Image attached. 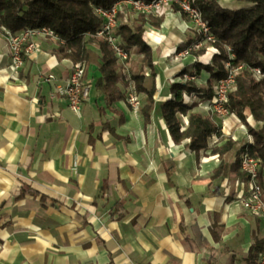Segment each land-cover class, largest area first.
Masks as SVG:
<instances>
[{"label":"crops","instance_id":"crops-1","mask_svg":"<svg viewBox=\"0 0 264 264\" xmlns=\"http://www.w3.org/2000/svg\"><path fill=\"white\" fill-rule=\"evenodd\" d=\"M190 27L172 13L143 36L155 100L172 96L181 66L168 56ZM39 42L12 74L0 31V264H257L259 219L236 200V179H212L220 157L211 147L248 141L240 120L214 117L224 138L194 151L189 139L172 140L163 118L145 121L124 98L106 105L91 83L75 112L43 80L65 79L73 61L52 52L53 39ZM192 102L207 115L206 99Z\"/></svg>","mask_w":264,"mask_h":264},{"label":"trees","instance_id":"trees-1","mask_svg":"<svg viewBox=\"0 0 264 264\" xmlns=\"http://www.w3.org/2000/svg\"><path fill=\"white\" fill-rule=\"evenodd\" d=\"M116 0H0V31L12 33L25 28L46 26L58 36L52 52L83 64L84 84L91 83L105 104L111 105L126 96L127 87L132 84L144 99L139 112L145 121L152 114L164 119L172 140L178 143L189 139L188 147L194 151L210 147L211 138L223 139L219 124L211 115L193 111L194 104H183V93H195L202 99H210L212 83L228 74L230 66L240 69L234 75V84L227 92L226 108L240 121L251 116L258 122L257 128L248 126L252 142L236 144L231 138L211 147L218 154L220 163L212 173V179H237L245 177L240 168L241 155L259 159L264 170V78H255L252 69L264 73V0H246L249 4L239 8L221 6L216 0H191L210 26L213 38L210 45L220 49L209 64L193 62L182 71L189 70L199 75L201 69L210 73L205 86H198L193 80L173 82L172 96L164 101L155 100L157 69L153 63L150 46L143 39L146 22L159 27L162 18L141 15L134 19L131 12L118 11L117 24L111 35L118 46L127 53L121 60L105 34L97 32L104 24V18L95 8L108 9ZM148 2L150 0H143ZM191 39L181 44L186 46ZM92 45L96 47L93 48ZM226 47L230 48L233 57ZM199 49L192 52L200 55ZM187 115V125L182 129L181 116ZM234 155L233 161L230 157ZM264 200V192H263ZM264 247V238L260 250Z\"/></svg>","mask_w":264,"mask_h":264},{"label":"built area","instance_id":"built-area-1","mask_svg":"<svg viewBox=\"0 0 264 264\" xmlns=\"http://www.w3.org/2000/svg\"><path fill=\"white\" fill-rule=\"evenodd\" d=\"M165 1H170V0H163L160 1L158 4H163ZM123 4H130L132 7H146V13H152L156 16L165 15L168 11H170V10H166L164 12L151 11L150 2L138 3L137 1L123 0L121 3H119V5H112L109 8V11H103L105 12V21L102 28L98 32L100 34H105L107 36V39H111V41H114L115 43H116V39L114 36L111 35V31L113 29L112 16L113 14L118 13L119 8ZM184 10L186 11V13L192 14L193 21H197L196 16L193 14V11L190 9V7H185ZM197 26H199V30L207 31L205 27H203V25L200 24L199 22H197ZM43 29H47L48 38L53 39V36H56L55 33L53 31H49L47 27ZM1 32L6 37L8 47L13 50V62L11 65H9V68L11 73L15 74L23 66L25 60V54H32L33 56H35L40 51V42H39L40 38L38 37V29L25 28L23 29V31L12 33L7 29L2 28ZM208 37H212V35L209 32H208ZM116 45L118 46L117 43ZM200 46L201 44L197 46H190V44H188L184 48L179 49V54L191 52L192 50ZM118 50H121V55L125 57V54H122V49L119 46H118ZM231 57H233V54ZM77 63L78 62H76V68H71L68 76L65 79H62L61 81H55V76L51 73L43 77L44 81L54 84V90H53L54 93L58 94V85L66 86V91L68 92V100H67L68 106L70 109H72L75 112H79V98H81V97H77L76 81L79 78L80 73L83 72V70H77ZM255 71L258 72L257 69H255ZM234 75H235V68H231L228 70V74L226 75L225 78H220L214 81V84L212 86L213 99L208 100L207 102L210 107V110L214 111L220 117L225 118L222 111V101L225 100L223 85L226 80H234ZM189 78H193V76L190 75ZM131 86L133 90V101H131V110L137 112L138 110H136V99H135L136 90L133 85ZM85 93H89L88 84L85 88ZM187 99H188V95H185V93H183V100H187ZM247 137L251 139V135H247ZM247 162H248V171H246V181H240L239 186H236L237 192L235 194V197L236 200L245 210H247L248 212H250L251 214L255 215L258 218L259 209H263V206L258 203V196L259 194H263L264 185H253V178H254L253 169L255 165H261V163L259 159L251 156H248ZM261 230L262 232H264V227H261ZM257 264H264V253H261V250H259L257 253Z\"/></svg>","mask_w":264,"mask_h":264},{"label":"bare ground","instance_id":"bare-ground-1","mask_svg":"<svg viewBox=\"0 0 264 264\" xmlns=\"http://www.w3.org/2000/svg\"><path fill=\"white\" fill-rule=\"evenodd\" d=\"M123 0H116L112 5H119V3H121ZM129 1H137L138 3H146L143 0H129ZM160 1L163 0H150L148 2L151 3V11H156V12H164L166 10H174L176 12H183L186 15H188V17L193 21L192 18V14L191 13H186V11L184 10L185 7H190V9L193 11V14L196 16V20L197 21H193L196 23L199 22L200 24L203 25V27H205V29L207 31H202L199 30V34L200 37L199 39H195L194 41H192L190 43V46H197L202 44V41L205 39H211L212 37H208V32L212 35L211 33V28L210 26L202 19L201 17V13L200 11L192 5L191 0H174V2L171 4V8L166 4L167 1H165L163 4H158ZM136 10L142 11L146 13V7H133ZM96 13L99 14L100 16H102L104 18L105 21V12L103 11H109L108 9H103L100 7H96L95 9ZM116 16L117 14H113L112 16V24H113V28L116 26L117 21H116ZM46 26H40V27H31L30 29H38V37L39 38H48V31L47 29H43ZM48 28V27H47ZM49 31H53L52 29L48 28ZM23 31V30H21ZM54 32V31H53ZM55 33V32H54ZM98 34H100L99 32H97ZM56 36H53V40H57L58 36L55 33ZM6 38V37H5ZM109 43L112 45V47L116 50L117 55L119 56V58L121 60H125L127 58V53L122 50V54H125V57L121 55V50H118V46L116 45V43L114 41H111V39H108ZM228 50L230 51L229 47ZM215 53H219L218 49L214 50ZM191 52L188 53H182L179 54V50H177L174 55H173V60L177 61L179 59H182L188 55H190ZM9 55H10V63L9 65L12 64L13 62V50L11 48H9ZM27 57H34L32 54H25V59ZM230 63L226 62V67L229 68ZM71 68H76V62H72ZM240 67L235 68V73L237 72V69H239ZM77 70H83V64L81 62L77 63ZM258 70V69H257ZM259 72V70H258ZM180 76H183V78H189V75L187 74H181ZM82 77H83V72L80 73L79 78L76 81V90H77V97H81L79 98V111H80V106L81 103L86 100L89 96V93H85V88L87 86V84H84L82 81ZM226 77V76H225ZM223 77V78H225ZM183 79L181 77L178 78V82L182 81ZM175 82V80H173ZM233 84H234V80H226L224 82L223 85V92H224V99L222 101V111H223V115L225 117L227 116H232L234 115L233 113H230L228 111V109L225 106V103L227 102V92L233 88ZM58 95L63 96L66 98V100H68V92L66 91V86L65 85H58ZM196 94L190 93V95H188V99L187 100H183V104H188L190 101L191 96H195ZM135 99H136V110L139 109L141 100L139 98L138 93L135 91ZM213 99V88H212V95L211 98L208 100H212ZM131 101H133V90H132V86H128L127 88V92H126V96L124 97V103L125 105L131 110ZM210 109V107H208ZM247 142H252V139L248 138ZM248 155L247 154H242L241 155V161H240V168L242 170V172L245 174L244 178L241 179H236L234 182L235 186H239L240 181H246V171H248ZM253 185H264V170L262 168L261 165H255L254 169H253ZM258 203L260 205L263 206V209H259L258 211V219L260 222L261 227H264V200H263V194H259L258 196ZM262 237L264 238V232H262ZM261 253H264V247L261 249Z\"/></svg>","mask_w":264,"mask_h":264},{"label":"rangeland","instance_id":"rangeland-1","mask_svg":"<svg viewBox=\"0 0 264 264\" xmlns=\"http://www.w3.org/2000/svg\"><path fill=\"white\" fill-rule=\"evenodd\" d=\"M221 6H224V7H227L228 6V8H232V9H234V8H237V6H245V5H247V4H249L246 0H216ZM174 1H172V0H170V1H167L166 2V4L165 5H167V6H169L170 8H171V4L173 3ZM239 8V7H238ZM119 11H123L125 14H128L129 12H131V16L134 18V19H138V18H140V16L141 15H145V16H151V17H155V18H163L165 15H167V14H172V13H174V14H178V15H180V16H184V17H186L187 19H188V21L190 22V34H189V36L191 37L190 39V42L188 43V44H190L192 41H194L196 38L197 39H199V37H200V34H199V26H197L196 25V23L195 22H193L189 17H188V15H186L185 13H183V12H181V13H179V12H176V11H172V10H170V11H168L165 15H162V16H156V15H154V14H152V13H145V12H142V11H139V10H136V9H134L130 4H123L120 8H119ZM149 16H148V18H149ZM149 26H153L151 23H148V22H146V24H145V27H146V29H145V31L143 32V36H144V34H145V32H147V30L149 29L148 27ZM212 33V32H211ZM158 35H161V34H158ZM212 38H213V36H212ZM211 38V39H212ZM51 39V38H50ZM143 39H144V37H143ZM211 39H205V40H203L202 41V44H201V46L200 47H198V48H196V49H194V50H192L191 51V53H190V55H188V56H186V57H184V58H182V59H179V60H177L175 63L176 64H178L179 63V65L181 66V74H187V75H192L191 73H190V71L189 70H186V71H182L187 65H189V64H191V63H193V62H200V63H202V64H209L210 62H211V60H212V57L215 55V54H220V49L219 48H217V47H214V46H212V45H210V41H211ZM159 40H161L162 41V39L161 38H159ZM160 41V42H161ZM187 44V45H188ZM92 47L93 48H95L96 49V47L94 46V45H92ZM185 47V45L183 46V47H179L178 48V50L179 49H182V48H184ZM204 48V51L202 52V54H200V55H194L192 52H194V51H198L199 49H203ZM215 49H218L219 50V53H215L214 52V50ZM226 50H227V52L229 53V55L230 56H232V52L231 51H229L228 50V47H226ZM177 51V50H176ZM175 51V52H176ZM174 52V53H175ZM174 53L173 54H171L170 56H168V60H169V58H170V60H172L173 61V55H174ZM226 62H228V61H226ZM226 62H224V65H225V67H226ZM227 68V67H226ZM231 68H233V67H231L230 65H229V68H228V70L229 69H231ZM240 69V68H239ZM239 69H237V70H239ZM255 69H258V68H253L252 69V71H253V74H254V76H255V78H258V79H260V78H264V73H261L260 72V70H259V72H257V71H255ZM179 70V71H180ZM199 74H201V77L199 78V76H197V75H192L193 76V78H183V76H180L183 80L182 81H184V80H193V81H195V83L198 85V86H205L206 85V80L204 81L203 80V77L205 78V76H207V77H209L210 76V73L207 71V70H205V69H201L200 70V73ZM203 76V77H202ZM213 84H214V81H213V83H212V86H213ZM185 95H190V93H185ZM192 97H194V96H191V98H190V101H191V99H192ZM190 101H189V103L188 104H194V102H192V103H190ZM208 101V100H207ZM207 115H211L212 117H213V119H214V117H216L217 119H221V117L220 116H218L214 111H212V110H210L209 108H207ZM233 116V115H232ZM236 115L234 114V116H233V118H236L235 117ZM230 117V116H229ZM222 118H224V117H222ZM238 118V117H237ZM239 119V118H238ZM240 120V119H239ZM238 122H241L240 123V126H241V129L246 133V136L247 135H251L250 133H249V131H248V126H251L252 128H257V126H258V122H256L251 116H247L246 117V122L245 123H243L242 121H238ZM217 124H219V123H217ZM221 128V127H220ZM251 139H253L252 138V135H251Z\"/></svg>","mask_w":264,"mask_h":264}]
</instances>
